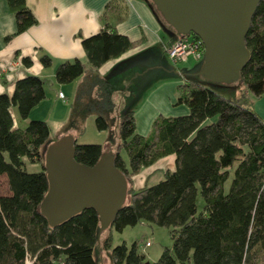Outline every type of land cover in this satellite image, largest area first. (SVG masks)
<instances>
[{
	"label": "trees",
	"instance_id": "1",
	"mask_svg": "<svg viewBox=\"0 0 264 264\" xmlns=\"http://www.w3.org/2000/svg\"><path fill=\"white\" fill-rule=\"evenodd\" d=\"M5 1L16 17L15 34L36 24L25 0ZM139 43L108 27L81 41L93 69ZM245 45L250 59L240 81L259 97L264 93V0L251 18ZM40 61L50 64L46 55ZM22 63L29 66L30 60L23 58ZM83 72L79 60L65 61L58 65L55 81L70 83ZM43 87L40 78L26 76L16 81L10 97L0 94V176H5L8 188L0 195V264H98L101 249L110 250L112 264H145L135 243L129 248L124 243L111 247L108 234L97 244L99 221L91 209L55 228L40 213L47 191L43 148L50 130L42 120L14 129L10 109L15 107L20 119L26 120L45 98ZM174 104L184 105L188 114L159 116L146 136L136 132L132 111L120 119L114 166L127 183L169 155L175 157V168L153 185L129 188L109 229L121 232L141 222L168 229L172 248L163 249L153 264H264L263 119L251 105L226 99L195 80L178 84ZM94 123L100 132L109 127L102 114ZM102 152L97 143L75 144V160L86 166H93ZM23 159L40 169L28 172ZM198 195L203 200L199 213Z\"/></svg>",
	"mask_w": 264,
	"mask_h": 264
},
{
	"label": "crops",
	"instance_id": "2",
	"mask_svg": "<svg viewBox=\"0 0 264 264\" xmlns=\"http://www.w3.org/2000/svg\"><path fill=\"white\" fill-rule=\"evenodd\" d=\"M25 4L36 19V24L23 33L15 34L16 17L8 9L6 1L0 0V94H7L10 97L16 81L26 76H35L43 80L45 89L49 80L55 81V72L60 63L79 60L84 66L83 74L66 84H70L69 89L73 96L81 89L91 87L86 92L88 94L86 105L90 111L88 117L91 120L94 117V122L97 114L105 117V112L110 110L107 116L116 119L114 125L118 129L120 119L130 110L133 112L136 132L146 136L151 132L153 122L159 116L174 117L188 114V109L184 105L174 104L176 87L184 80L170 72L166 64L168 62L178 68V65H174L166 56L171 40L163 33L144 0H25ZM105 27L125 35L132 41L139 40L140 43L119 58L109 60L99 68L93 69L86 60L81 41ZM141 54L144 57L139 62L140 68L137 71L130 66L119 65L120 62ZM43 55L50 59L48 66H43L40 61ZM23 58L30 60L29 66L23 65ZM127 70L130 73V81L127 90L124 91L113 84L112 80L116 78L113 74L119 77L128 76ZM107 75L112 78H106ZM54 84H57L54 85L56 89L61 88V84ZM95 85L101 88L98 90ZM58 97L65 100L61 92H58ZM12 108L10 114L13 128H24L29 121L26 119L22 120L25 122H18ZM120 111H123L121 115ZM67 113L60 121H65ZM256 113L264 121V115L257 109ZM17 116L20 120L18 112ZM94 122L91 123L92 130H96ZM78 126L74 130L62 131L61 137L70 135L74 138L75 144H78L76 137L82 130L81 124ZM107 130L97 131L100 139L97 144L102 146L104 152L113 154L119 142L118 134L114 129V134L108 136ZM119 153L126 160L125 153L123 151ZM174 168L175 157L166 156L133 176L128 183V189H139L148 185L150 181L153 185L163 178L166 171H172Z\"/></svg>",
	"mask_w": 264,
	"mask_h": 264
},
{
	"label": "water",
	"instance_id": "3",
	"mask_svg": "<svg viewBox=\"0 0 264 264\" xmlns=\"http://www.w3.org/2000/svg\"><path fill=\"white\" fill-rule=\"evenodd\" d=\"M171 40L197 37L203 55L190 68L167 67L184 81L231 84L250 59L245 45L251 18L260 0H144ZM47 191L40 213L55 228L86 209L99 221L97 244L127 198L128 183L114 166V154L102 152L93 166L75 160V140L66 135L43 148Z\"/></svg>",
	"mask_w": 264,
	"mask_h": 264
},
{
	"label": "rangeland",
	"instance_id": "4",
	"mask_svg": "<svg viewBox=\"0 0 264 264\" xmlns=\"http://www.w3.org/2000/svg\"><path fill=\"white\" fill-rule=\"evenodd\" d=\"M145 54V53H144ZM167 56V55H166ZM144 56L139 55L133 56L130 60L125 62H120L119 65L130 66L135 71L140 68L139 62L142 61ZM196 62L192 58H188L187 61L179 63L178 68H190ZM129 70V69H128ZM127 70V71H128ZM109 75V73H108ZM106 76L108 78L109 76ZM128 76L119 77L116 74H113L116 77L112 80L113 84L121 87L126 91L128 88V83L130 81V73L127 72ZM110 79L112 77H109ZM56 83L53 80H49L45 85V99H43L34 109L31 110L28 115L27 120H42L47 123L50 127V134L48 138V144L55 142L61 138V132L70 129H77L79 124H81V131L77 134V143L78 144H94L99 143L100 139L97 130H92L91 123L94 122L93 118L90 119V111L87 108L86 98L88 94L86 93L88 89H91L89 86L87 89H81L79 93H73L69 89L70 84H61L60 89H56L54 84ZM98 90L101 88L99 85H95ZM207 88L216 92L219 95L224 96L226 99L238 101L244 106H252L264 115V93L259 97L254 96L249 92L247 87L240 81H236L231 84L223 83H213L208 82L205 84ZM65 87V88H62ZM130 89H128L129 91ZM58 92H61L65 96V100H62L58 97ZM16 114V119L20 123L25 122L21 119L19 120L15 108H12ZM67 113L65 121H60L64 118V114ZM111 111L108 110L105 112L106 120L109 124L107 135L111 136L114 134L115 130L118 134V129L115 127L116 119L109 118L107 114ZM123 111H120V115ZM156 120V119H155ZM95 125V124H94ZM21 126H23L21 124ZM25 126V125H24ZM96 128V127H95ZM115 129V130H114ZM119 140V136H118ZM235 166V165H234ZM40 169L37 165L26 164V170L28 172H36ZM233 169L229 172V178L224 184V192H227L230 180L232 177ZM162 179V178H161ZM153 180V179H152ZM154 182V181H153ZM158 182V181H156ZM152 185V181L148 183ZM7 183L4 176H0V195L7 194ZM203 209V200L198 195L196 198V210L197 213L201 212ZM110 234V245L114 247L116 245L124 243L128 248L132 244H136L137 250L145 255V264H153L161 255L163 249L172 248V239L169 234V230L163 227H159L153 224L138 223L132 227H125L121 232L115 231L113 229H106L100 235V243L102 244L103 239ZM148 243V246H146ZM98 264H112V259L110 255V250H100L99 257H96Z\"/></svg>",
	"mask_w": 264,
	"mask_h": 264
},
{
	"label": "built area",
	"instance_id": "5",
	"mask_svg": "<svg viewBox=\"0 0 264 264\" xmlns=\"http://www.w3.org/2000/svg\"><path fill=\"white\" fill-rule=\"evenodd\" d=\"M202 55L200 40L197 41L191 36L178 37L167 49V56L174 65L185 62L188 58L198 61Z\"/></svg>",
	"mask_w": 264,
	"mask_h": 264
}]
</instances>
